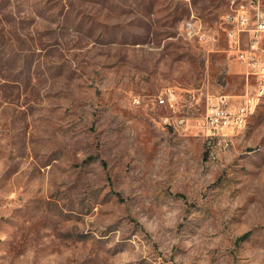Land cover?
Here are the masks:
<instances>
[{
    "label": "rangeland",
    "instance_id": "1",
    "mask_svg": "<svg viewBox=\"0 0 264 264\" xmlns=\"http://www.w3.org/2000/svg\"><path fill=\"white\" fill-rule=\"evenodd\" d=\"M233 1L0 0V264H264V98L229 136L196 126L258 86Z\"/></svg>",
    "mask_w": 264,
    "mask_h": 264
},
{
    "label": "built area",
    "instance_id": "2",
    "mask_svg": "<svg viewBox=\"0 0 264 264\" xmlns=\"http://www.w3.org/2000/svg\"><path fill=\"white\" fill-rule=\"evenodd\" d=\"M233 2L235 4L231 11L222 16L228 35V49L245 67L246 82L255 79L258 86L255 93L246 92L240 100H233L231 95L225 93L207 95L206 113L196 126L205 130L211 139L239 131L249 114L255 111V100L261 96L264 88V3L262 0ZM184 29L190 38L200 41L207 39L203 25L193 17L184 21ZM155 98L158 105L175 106L172 89H168L165 96L157 95ZM133 102L140 103L141 98L134 96ZM178 123L184 124L185 119H180Z\"/></svg>",
    "mask_w": 264,
    "mask_h": 264
},
{
    "label": "bare ground",
    "instance_id": "3",
    "mask_svg": "<svg viewBox=\"0 0 264 264\" xmlns=\"http://www.w3.org/2000/svg\"><path fill=\"white\" fill-rule=\"evenodd\" d=\"M263 98H264V88H263V90H261V96L258 97L257 100H255V109H256L258 103H259ZM252 113H253V112H251V113L249 114V117L251 116ZM249 117L247 118L246 122L243 123V125H242L240 128H242L245 124H247V121H248Z\"/></svg>",
    "mask_w": 264,
    "mask_h": 264
},
{
    "label": "trees",
    "instance_id": "4",
    "mask_svg": "<svg viewBox=\"0 0 264 264\" xmlns=\"http://www.w3.org/2000/svg\"><path fill=\"white\" fill-rule=\"evenodd\" d=\"M251 234V231H248V232H246V233H244L243 235H241L240 237H239V240L241 241V240H245L246 238H248V236Z\"/></svg>",
    "mask_w": 264,
    "mask_h": 264
},
{
    "label": "crops",
    "instance_id": "5",
    "mask_svg": "<svg viewBox=\"0 0 264 264\" xmlns=\"http://www.w3.org/2000/svg\"><path fill=\"white\" fill-rule=\"evenodd\" d=\"M236 60H237V59H236ZM237 62H238V61H237ZM238 63H239V62H238ZM239 64H240V63H239ZM241 65H242V64H241ZM242 66H243V65H242ZM252 114H253V113H252ZM252 114H251V115H252Z\"/></svg>",
    "mask_w": 264,
    "mask_h": 264
}]
</instances>
